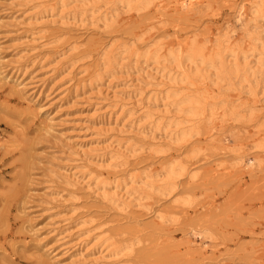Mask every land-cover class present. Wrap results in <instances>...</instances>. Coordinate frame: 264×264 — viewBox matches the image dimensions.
Returning a JSON list of instances; mask_svg holds the SVG:
<instances>
[{
	"label": "rangeland",
	"instance_id": "obj_1",
	"mask_svg": "<svg viewBox=\"0 0 264 264\" xmlns=\"http://www.w3.org/2000/svg\"><path fill=\"white\" fill-rule=\"evenodd\" d=\"M62 1L0 0V264H101L100 254L81 255L82 237L90 249L105 241L109 254L128 244L111 259L117 264H264V65L252 64L241 107L226 101L236 91L231 83L190 89L137 55L125 53L112 71L104 66V78L96 72L103 49L138 37L139 52L183 53L192 43L209 54L240 52L264 30V18L260 29L252 23L264 0H202L189 16L174 9L177 0H150L142 10L101 3L80 17L72 16L78 1L67 8ZM177 89L217 104L199 133L180 141L181 126H168L181 119L169 97ZM120 104L134 110L117 119ZM171 162L187 168L172 194L149 200L137 193L130 200L138 208L126 211L105 197V183L113 191L135 175L162 181ZM90 173L99 180L89 181ZM64 222L72 232L59 239ZM192 227L202 238L189 247Z\"/></svg>",
	"mask_w": 264,
	"mask_h": 264
},
{
	"label": "bare ground",
	"instance_id": "obj_2",
	"mask_svg": "<svg viewBox=\"0 0 264 264\" xmlns=\"http://www.w3.org/2000/svg\"><path fill=\"white\" fill-rule=\"evenodd\" d=\"M36 1L39 3L41 2V0H36ZM76 1H78L79 5L81 4V6H79L78 9L74 10L72 16L74 15L77 17L83 16L84 14H87L89 12H96L100 10L101 6L98 5L101 3H104L105 5L108 6L110 5L112 8L122 7V8H127L128 10H132L134 9V7L136 8L138 7V10H142L147 8L151 4L150 0H76ZM55 3L56 2H53L52 10L58 8L55 5ZM69 3L70 0H63L61 7L67 8L69 6ZM201 3L202 0H177L174 9L180 12H184L185 15L187 14L189 16L198 13L197 11L200 9L199 7ZM244 7L245 6L242 5L240 7V11ZM75 8H77V6ZM254 8L252 12L255 11ZM260 8L261 7H259L258 9L259 11L257 10V13H260ZM261 18H264V13L262 15L260 14L255 16L254 19L252 20V23L255 24L256 29H260L261 27L259 26L260 23L259 21L261 20ZM262 31L264 30H260V31L257 30L256 35H254L252 38L251 45L247 47V49H242L240 50V52L234 49H229V50L219 49L217 52L212 54H209L206 51V48H203L202 46L193 43L190 45L187 44L186 48L188 49L186 52L183 53L174 50H169L167 54H161L160 48L139 52L137 50L139 47L137 42L140 41L139 40L140 37H138L135 43H133L132 45L123 42V43L115 44V46L111 50H108V48L103 49L106 52L103 54V57H101L102 62H99L97 64L96 72H98L99 74L102 73L101 70L104 68V66L107 68H111L110 71L114 70L116 68V65L119 64L120 61L122 60V57L125 53L131 56L137 55L138 56L137 59H143L145 62L156 63L159 72L166 71V73L162 75L164 78L169 77L170 81H173L175 84H180L181 82H184L185 86L190 89H196L202 86L206 87L208 83H210L212 87L213 86L218 87L222 82H229L231 83L230 85L232 87L234 86L236 87L234 88L236 91L232 93L231 96H228L226 101L232 103L235 107L247 106L246 104H247L248 96L244 91V87H242L241 85L245 82L250 81L249 80L250 76L253 75L254 72H256L252 70L254 67L252 66V64H254L255 66L258 65L257 69L260 70L261 67L264 65V60H262L261 62L258 61V56H260L262 54V51L264 50V37L262 34L264 32ZM32 41L34 43H37V41L35 40ZM229 57H233L234 61L229 60ZM249 59L251 60L249 61ZM261 59L262 58H260V60ZM244 61L245 64H243ZM89 69L90 67L86 68V71H89ZM100 76L101 78L105 77L104 74H100ZM9 78L11 79L12 77L10 76ZM16 79L18 80V78ZM53 82H55L54 79ZM17 86L20 88L21 91H25L26 88L28 87V83L27 82L20 83ZM212 87L207 89L205 92L207 93L209 91L214 92L215 90ZM193 93H187L182 89H177L173 91L171 95H169V97L173 99V104L179 110L178 113H180V117H181V119H177L173 123L168 122L169 123L168 126L170 125L181 126L177 131L178 133H176L177 135V138L175 139L176 141L187 140L193 135L199 133L200 131L199 123L203 119L206 111L208 110V107L210 105L214 107L215 105H217L216 103L211 104L208 101L209 94L207 95L208 96L207 97L205 94L203 95V94H197V93L193 94ZM250 93L253 94L254 95L253 98L256 99L255 102L253 103L255 107L257 106V103L260 102L258 98H256L259 92L254 89L250 91ZM218 96L221 97L220 95ZM214 107L213 109H216ZM127 109L129 108H127L126 105L120 104L117 111L115 112V114L120 116L117 119H120L122 116H125L124 114L127 112ZM133 110H134L133 108L129 109L126 115L129 116V114L132 113ZM146 116L150 118L153 116V114L148 113ZM208 120L211 121L210 118ZM187 123H189V125L185 126ZM157 129L161 130L162 128L158 126ZM220 141L221 139L218 140V142ZM220 150L222 151L219 152L220 154L222 155L226 154L223 148ZM186 171L187 168L184 165L178 162H171L163 168L162 175H164V177L162 181L158 180V183L157 181L144 183L143 177L141 178L139 176L137 178L135 175L132 176L130 180L131 182L130 184L127 183L126 181L124 183L117 181L116 189L113 191L107 190L105 185L106 183L102 188H104L105 190L104 192L105 197H107L112 204H116L120 202L119 204L120 206L123 207L122 208L123 211H126V209L129 208L130 209L138 208L134 203L136 201V198L130 200V197H132V195H135L137 193L143 196L141 197V199L145 198L149 200L153 199L155 194H158L157 197L162 195L172 194L179 187L178 179L181 176H183L186 173ZM92 175L94 174L90 173L89 176L87 177L89 181H94L93 179H96L97 181L99 180V177L93 176L92 178L91 177ZM73 177L74 180L78 179L79 181L82 178L80 176H74V175ZM134 178H136V180H134ZM138 183H141L143 185L142 190H138V188H136V184ZM72 184L75 185V183ZM87 185L88 187H91L89 184ZM93 189H96V187L95 188L93 187ZM118 205L117 207H119ZM141 208L144 209L146 208V206H142ZM156 217L162 223H167L166 218L161 213H157ZM86 222L87 221L85 220L84 223ZM68 227H69L68 223L64 222L62 224L61 229H59L58 231L59 239L66 238L68 236V232L71 234L72 231L71 230L68 231L67 229ZM75 234L78 238L82 237L81 232ZM132 234H133L132 236L135 238V234L134 233ZM186 234L188 236L187 245L189 247L195 245L196 239L194 237L202 238L201 232L194 227H192ZM104 242L105 241L100 240L95 247L90 249L89 242L82 237L80 239V242L78 243L80 247L81 255L85 256L86 259H89L96 254H100L99 258H97L96 260L100 259L102 261L100 262L101 264L103 262L104 264H111V263L117 264L111 259H114V256L118 257L121 254V252L127 250L130 247L128 244L117 245L115 247L116 249L113 250L111 254H109L107 253L108 251L106 252L105 248H103ZM200 247H202L204 251L207 250V245H205L204 243H202Z\"/></svg>",
	"mask_w": 264,
	"mask_h": 264
}]
</instances>
